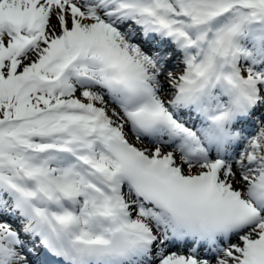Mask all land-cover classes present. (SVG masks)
I'll return each mask as SVG.
<instances>
[{
    "label": "snow or ice",
    "instance_id": "snow-or-ice-1",
    "mask_svg": "<svg viewBox=\"0 0 264 264\" xmlns=\"http://www.w3.org/2000/svg\"><path fill=\"white\" fill-rule=\"evenodd\" d=\"M0 264H264V0H0Z\"/></svg>",
    "mask_w": 264,
    "mask_h": 264
}]
</instances>
